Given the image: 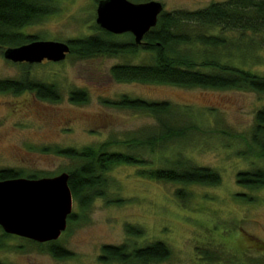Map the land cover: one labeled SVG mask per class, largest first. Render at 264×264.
I'll use <instances>...</instances> for the list:
<instances>
[{
	"label": "rangeland",
	"instance_id": "rangeland-1",
	"mask_svg": "<svg viewBox=\"0 0 264 264\" xmlns=\"http://www.w3.org/2000/svg\"><path fill=\"white\" fill-rule=\"evenodd\" d=\"M149 1L161 2L166 11L173 12L196 11L228 0L145 2ZM57 5L58 13L24 32L40 36L41 41L66 43L103 36L96 30L98 4L94 0H59ZM129 34H113L112 39L134 41ZM258 56L264 63V50ZM150 59L151 54L143 51L86 59L70 53L61 63L35 64L29 72L30 80L57 86L58 102L42 100L33 92L0 93V169L14 170L23 177H55L82 164L58 153L62 149L91 147L98 152L106 148L108 152L129 153L126 142L157 122L141 112L106 103L123 96L168 101L177 109L176 120L195 128L186 139L171 142L162 151L150 154L142 149L139 155L150 161L148 165L113 167L106 174L105 196L94 198L88 208L74 199L75 217L55 241L71 252V257L56 259L28 239L15 237L0 249V264H103L99 262L102 247L127 240L136 247L166 244L170 258L152 264H264V188L250 190L237 181L241 172L264 168V158L257 155L256 148L245 154L252 145L256 113L264 108V94L119 83L111 76L115 65H138ZM25 64L6 60L0 49V80L22 79ZM250 68L264 71L262 64ZM75 91H84L88 102L73 103L70 96ZM180 159L216 171L221 184L184 188L139 174L140 169L176 167ZM180 189L188 193L185 200L177 196ZM127 226L141 229L143 236L128 237Z\"/></svg>",
	"mask_w": 264,
	"mask_h": 264
},
{
	"label": "trees",
	"instance_id": "trees-1",
	"mask_svg": "<svg viewBox=\"0 0 264 264\" xmlns=\"http://www.w3.org/2000/svg\"><path fill=\"white\" fill-rule=\"evenodd\" d=\"M58 1L0 0L1 53L4 54L8 48L41 41L40 36L29 35L24 30L58 13ZM94 1L99 4L103 0ZM130 1L141 3L146 0ZM96 30L103 36L93 35L68 41L71 54L80 59L103 55H137L140 51L151 54L147 63L113 66L110 72L116 82L264 94V71H254L250 68L251 65H264L259 60L262 56H258V53L264 50V0H228L212 3L196 11L164 10L159 16L157 26L145 36L141 45H137L133 39L129 42L115 41L112 39L113 34L98 25ZM34 65L23 66L26 74L20 80H0V93L21 95L33 92L42 100H61L55 84L30 80L29 72ZM70 100L75 104H85L88 102V95L84 91H75ZM106 103L119 109L149 115L156 120L157 125L134 134L126 142L129 153L108 152L106 148L98 152L91 147L82 151H58L61 155L82 163L67 173L70 176L69 186L74 199L79 201L83 208H88L94 198L105 196L104 191L108 186L106 174L113 167L128 165L141 168L148 165L150 161L139 155L142 149L154 154L165 149L171 142L186 139L195 131V128L185 121L176 120L177 109L168 101H148L123 96L118 101ZM255 148L257 155L264 158V108L256 113L252 145L245 154H252ZM139 174L157 181L182 185L184 188L193 185L218 186L222 182L220 174L216 171L195 166L183 159L178 161L176 167L150 171L140 169ZM17 178L39 179L37 176L23 177L21 173L11 169H0V181ZM237 181L250 190L264 188V168L241 172ZM177 196L185 200L188 193L186 189H180ZM74 217L73 214L69 216L68 223L72 222ZM0 231V249H3L6 247L5 241L16 236L6 234L1 227ZM126 233L128 237L143 236V231L133 226H127ZM28 242L59 260L73 255L57 242ZM170 256L171 250L163 242L136 247L131 246L127 240L121 245H104L99 262L152 264L167 261Z\"/></svg>",
	"mask_w": 264,
	"mask_h": 264
},
{
	"label": "water",
	"instance_id": "water-1",
	"mask_svg": "<svg viewBox=\"0 0 264 264\" xmlns=\"http://www.w3.org/2000/svg\"><path fill=\"white\" fill-rule=\"evenodd\" d=\"M165 10L158 1L103 0L97 7V25L114 35L130 33L141 45L157 26ZM71 53L66 42L35 41L8 48L6 60L15 64L61 63ZM67 172L39 179L17 178L0 181V227L8 235L39 244L58 241L73 214L74 196Z\"/></svg>",
	"mask_w": 264,
	"mask_h": 264
},
{
	"label": "flooded vegetation",
	"instance_id": "flooded-vegetation-1",
	"mask_svg": "<svg viewBox=\"0 0 264 264\" xmlns=\"http://www.w3.org/2000/svg\"><path fill=\"white\" fill-rule=\"evenodd\" d=\"M45 62H47V61H44L43 63H45Z\"/></svg>",
	"mask_w": 264,
	"mask_h": 264
}]
</instances>
